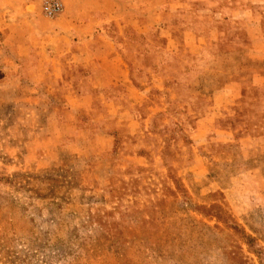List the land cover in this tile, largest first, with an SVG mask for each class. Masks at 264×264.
Instances as JSON below:
<instances>
[{"label":"rangeland","instance_id":"obj_1","mask_svg":"<svg viewBox=\"0 0 264 264\" xmlns=\"http://www.w3.org/2000/svg\"><path fill=\"white\" fill-rule=\"evenodd\" d=\"M29 1L44 20L81 16L72 6H203L60 0L62 11L48 18L44 0ZM198 17L183 7L160 22L161 60L172 67L181 61L176 56ZM102 28L115 38L114 22ZM142 48L140 58L126 61L137 66L134 82L151 89L134 103L128 124L127 114L117 117L95 101L103 117L74 138L70 125L46 121L39 89H0V264H264V85L240 76L243 65L264 73V60H234L230 66L240 71L229 84L226 75L203 74L212 89L193 95L176 81L143 76L149 60ZM124 96L112 95L126 105ZM100 130L110 135L108 149L105 137H94Z\"/></svg>","mask_w":264,"mask_h":264},{"label":"crops","instance_id":"obj_2","mask_svg":"<svg viewBox=\"0 0 264 264\" xmlns=\"http://www.w3.org/2000/svg\"><path fill=\"white\" fill-rule=\"evenodd\" d=\"M199 3L203 6H72L76 14L81 11L82 15L72 13L66 19L44 20L29 9V0H0V89H39L48 106L46 121L55 120L58 129L70 125L75 138L77 133H88L90 123L103 117L92 109L95 101L106 110L114 108L117 117L127 114L122 118L127 124L133 121L134 103L151 89L146 82H134L132 72L137 66L127 62L144 54L142 45L149 60L142 68L143 76L176 81L192 94L212 89L213 81L209 87L203 86V74L211 72L214 78L226 75L229 84L228 79L240 71L230 66L234 60H264V6H247L246 0ZM183 7L198 13L200 22L187 31L190 38L176 56L181 61L172 67L161 60L157 48L161 49L163 38L156 30L161 29L160 22L169 20ZM203 14L210 15V20L206 21ZM109 21L116 26L114 39L102 28ZM140 32H145L143 44ZM128 43L134 45L129 51ZM219 62L226 63V67L219 69ZM240 69L242 79L258 76L257 85H264V73L254 75L246 65ZM192 76L195 82L188 80ZM121 93L125 94L126 105L113 100V94ZM81 114L88 118L83 120ZM63 134L58 131L57 136ZM98 136L106 138L104 148L108 149V131L94 133L95 138Z\"/></svg>","mask_w":264,"mask_h":264},{"label":"built area","instance_id":"obj_3","mask_svg":"<svg viewBox=\"0 0 264 264\" xmlns=\"http://www.w3.org/2000/svg\"><path fill=\"white\" fill-rule=\"evenodd\" d=\"M62 11L60 0H44L41 5V12L45 17L52 18Z\"/></svg>","mask_w":264,"mask_h":264},{"label":"trees","instance_id":"obj_4","mask_svg":"<svg viewBox=\"0 0 264 264\" xmlns=\"http://www.w3.org/2000/svg\"><path fill=\"white\" fill-rule=\"evenodd\" d=\"M250 240H252V238H250V237L248 236V243L250 242Z\"/></svg>","mask_w":264,"mask_h":264}]
</instances>
